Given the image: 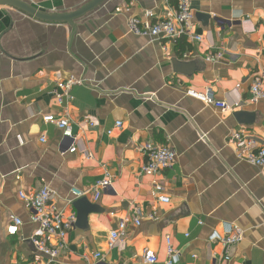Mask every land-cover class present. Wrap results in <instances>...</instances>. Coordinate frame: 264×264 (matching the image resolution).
Masks as SVG:
<instances>
[{"label":"crops","instance_id":"obj_1","mask_svg":"<svg viewBox=\"0 0 264 264\" xmlns=\"http://www.w3.org/2000/svg\"><path fill=\"white\" fill-rule=\"evenodd\" d=\"M13 1L62 15L92 0ZM176 6V0H105L71 24L0 6V264H143L144 249L165 264L166 238L177 252L175 264H215L223 252L210 238H222L232 225L244 239L222 264H264V168L238 161L229 142L232 131L243 130L264 146V100L251 103L249 94L256 78L264 91V0H189L199 42L129 32L130 18L153 24L172 17ZM216 52L220 61H205ZM69 79L79 84L72 102L60 107L53 92ZM188 90H211L216 101L238 107L206 106ZM45 115L68 119L74 153H68L71 141L42 122ZM147 141L176 153L172 169L140 174L138 145ZM104 177L111 190L97 202L87 196L65 204L71 188L85 191ZM155 183L168 203L152 195ZM44 186L76 222V202L93 207L54 260L32 244L36 227L22 198ZM138 213L140 225H130L108 248L118 221ZM13 218L22 225L10 236Z\"/></svg>","mask_w":264,"mask_h":264},{"label":"built area","instance_id":"obj_2","mask_svg":"<svg viewBox=\"0 0 264 264\" xmlns=\"http://www.w3.org/2000/svg\"><path fill=\"white\" fill-rule=\"evenodd\" d=\"M146 16L149 18L151 17L149 13L146 14ZM127 26L132 35L143 36L152 40H173L180 37H185L195 42L201 40L194 32L193 15L189 8V0H177L175 13L172 17L158 20L153 24L142 22L136 18H130ZM261 44L264 46V37L261 40ZM222 58L223 54L216 52L215 54L207 56L205 61L208 63H216ZM78 84L79 82L73 79L58 81L56 83V90L53 92V95L58 106L62 107L72 102L73 97L71 95V89ZM186 94L188 97L206 106H211L221 111H226L228 109L235 110L238 107L237 105L229 107L223 102L216 101L211 90H207L204 93L188 90ZM249 94L251 103L256 104L264 100L262 81L259 78L254 79L250 85ZM41 120L44 124L55 126L61 132L63 139L71 141L68 153H74L76 151L74 146L75 137L73 136L67 118L45 115ZM84 123L90 126L93 125V122L89 119H85ZM120 126V122L115 124L117 128ZM110 133L111 132H108L107 134ZM18 141L21 143L19 137ZM229 142L234 147V154L238 161L245 162L250 166L264 168V146H261L255 138L248 135L243 130H236L230 133ZM138 150L144 158V164L140 169L141 175H157L160 172L172 169L175 164L176 153L167 145H158L151 141H147L139 144ZM109 190H111V180L109 177H104L101 180L95 181L85 191L71 188L69 190V196L65 199V204L70 206L74 201L80 198H86L87 196L91 201L97 202L100 197ZM54 195L55 193L44 186L33 194L22 196L26 202V208L29 211L28 221L36 227V231L30 238L31 242L39 254L48 257L50 260L57 258L60 252L66 248V236L74 228L76 222L74 213L66 215L62 209L53 204ZM152 195L160 203L169 202L168 198L163 195V187L160 184L155 183L152 186ZM148 218L154 219L155 216L149 215ZM140 220L141 216L139 213L132 220H119L116 229L109 233L107 242L108 248H113L116 245L125 235L130 225L139 226ZM21 225L22 222L20 219L13 218L11 224L7 227V234L10 236L16 235ZM49 239H54L56 241V246H49L47 244ZM243 239L244 232L236 225L228 227L222 238L216 236L211 237L210 241L219 242L223 252L219 262L215 264L229 262L231 250L241 243ZM166 244L167 261L165 264H175L177 252L174 251L170 245L169 238H166ZM94 259L101 260V255L98 253L95 254ZM141 261L143 264H156L157 257L153 252L144 249L141 254Z\"/></svg>","mask_w":264,"mask_h":264},{"label":"water","instance_id":"obj_3","mask_svg":"<svg viewBox=\"0 0 264 264\" xmlns=\"http://www.w3.org/2000/svg\"><path fill=\"white\" fill-rule=\"evenodd\" d=\"M105 0H92L90 3L82 7L81 9L69 13V14H62V15H54V14H45L42 13L35 8H32L26 4L15 2L13 0H2L0 1V6H9L16 10L21 11L25 15L48 24H62L67 23L71 24L73 21L81 18L82 16L86 15L87 13L91 12L98 6H100ZM86 201L81 200L74 204L75 209L77 210V226L84 225L86 223V217L89 213L88 210L93 209V207H89V209H84L86 207Z\"/></svg>","mask_w":264,"mask_h":264},{"label":"trees","instance_id":"obj_4","mask_svg":"<svg viewBox=\"0 0 264 264\" xmlns=\"http://www.w3.org/2000/svg\"><path fill=\"white\" fill-rule=\"evenodd\" d=\"M177 1V0H176Z\"/></svg>","mask_w":264,"mask_h":264}]
</instances>
